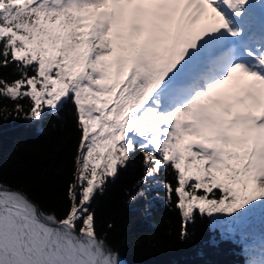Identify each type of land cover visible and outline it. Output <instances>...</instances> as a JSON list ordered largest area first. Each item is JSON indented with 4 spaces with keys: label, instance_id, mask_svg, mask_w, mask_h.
Instances as JSON below:
<instances>
[{
    "label": "snow or ice",
    "instance_id": "6c2138e0",
    "mask_svg": "<svg viewBox=\"0 0 264 264\" xmlns=\"http://www.w3.org/2000/svg\"><path fill=\"white\" fill-rule=\"evenodd\" d=\"M13 64L0 96L16 115L70 98L81 138L63 218L0 182V264H121L90 206L137 150L145 182L175 171L182 236L197 211L229 214L228 231L264 217L259 0H0V66Z\"/></svg>",
    "mask_w": 264,
    "mask_h": 264
},
{
    "label": "trees",
    "instance_id": "16d2710c",
    "mask_svg": "<svg viewBox=\"0 0 264 264\" xmlns=\"http://www.w3.org/2000/svg\"><path fill=\"white\" fill-rule=\"evenodd\" d=\"M31 74V72H30ZM0 78H19L15 65L0 66ZM0 96V182L19 190L46 213L60 218L70 205L67 193L75 176L81 138L77 110L67 99L57 112L45 108L41 118L15 113V104ZM25 111L30 101H19ZM143 155L131 153L91 203L95 228L105 247L122 264H252L264 260V217L238 230L225 227L229 214L198 211L182 236L176 196L169 201L165 184H176L175 171L163 168L147 182Z\"/></svg>",
    "mask_w": 264,
    "mask_h": 264
},
{
    "label": "rangeland",
    "instance_id": "374dc122",
    "mask_svg": "<svg viewBox=\"0 0 264 264\" xmlns=\"http://www.w3.org/2000/svg\"><path fill=\"white\" fill-rule=\"evenodd\" d=\"M120 258V257H119ZM120 261L122 262V259L120 258ZM122 264V263H121Z\"/></svg>",
    "mask_w": 264,
    "mask_h": 264
}]
</instances>
